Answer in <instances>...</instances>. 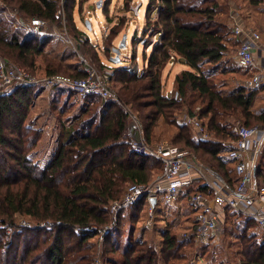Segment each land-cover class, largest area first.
Returning <instances> with one entry per match:
<instances>
[{
    "label": "trees",
    "instance_id": "1",
    "mask_svg": "<svg viewBox=\"0 0 264 264\" xmlns=\"http://www.w3.org/2000/svg\"><path fill=\"white\" fill-rule=\"evenodd\" d=\"M71 2L70 6V0L65 1L66 23L73 25L74 38L80 41L83 36L89 37V29L85 26L86 10H83L82 0ZM245 5L264 16V0H245ZM75 8L79 18L84 17L85 29L77 28L73 14ZM227 9L226 2L222 3V0H149L144 33L145 37L148 34L158 36L159 42L145 60L143 72L124 66L110 75V82L115 80L120 86L117 100H106L100 94L87 96V100H93L92 105L87 104L67 126L62 127L57 147L46 166L41 167L31 159V152L37 147L43 132L26 124L37 86L17 85L0 98V232H3L0 236V264H92L102 232L103 245L108 248L104 251L105 261H108V252H122L120 262L114 258L107 264H159V254L169 262L172 258L178 259L177 254L182 247L198 245L204 249L211 244L198 243L193 231H186L187 237L178 235L175 232L178 213V217L165 219V226L161 227L164 208L169 206L161 198L154 205L152 226L149 229L143 227L144 234L158 235L159 251L152 244L155 239L143 241L132 234L128 235L129 240L124 245L114 243L124 219H132L135 223L146 214V197L122 209L116 226L106 227L114 219L111 203L121 199L131 184L154 182L164 168L159 159L139 154L132 146L130 114L126 108L138 112L148 143L155 140L157 126L168 122L175 128L174 131L172 129V144L180 145L178 147L187 150L197 161L207 163L233 186L235 164L221 158L219 153L237 140L239 123L253 126L260 122L264 127V118L251 114L254 100L264 86L249 89L242 83L238 84L243 76L249 78L254 72L238 66L236 56L235 67H232L230 59L225 62L231 52V43L232 47H237L235 55L240 45L233 36L232 26L217 19ZM155 11L157 17L153 18ZM105 13L109 15L108 11ZM18 18L26 22L39 18L48 24L59 23L61 28L64 19L60 1L1 0L0 59L11 57L33 73L27 67H34L36 58L43 54V43L35 42L45 32L33 34L24 30V26L18 27ZM67 28L69 31L68 25ZM119 33L120 28L117 27L106 36L108 49L115 46ZM61 43L67 45L63 41ZM81 43H78V49H81ZM72 53L77 57L74 50ZM172 54L181 58L191 70L177 74L174 89L170 96H166L162 73ZM5 61L10 63L7 59ZM224 63L223 72L234 76L237 82L213 79L217 73L210 68H219ZM205 65L211 66L205 69ZM99 66L101 70L103 65ZM62 70L72 78L82 79L87 75L80 60L77 65L67 68L61 59L57 63L48 62V76L61 74ZM54 90L62 95L66 91L73 93L66 87L56 86ZM184 108L187 109L182 116L186 117L183 119L185 125H179L173 118L175 112ZM241 116L244 118L242 122L239 121ZM194 117L206 124L215 139L204 140L197 135L190 121ZM263 175L264 150L259 156L256 179L264 181ZM194 192L213 194L201 179L187 190V194ZM23 219H28L27 226L21 224ZM232 219V230L239 232L242 240L238 251L244 259L242 264H264V228L256 220L231 211L222 224L223 237L226 224ZM44 232L51 236L52 241L32 244V235ZM260 234L263 236L261 241ZM22 237H26L23 243L20 242Z\"/></svg>",
    "mask_w": 264,
    "mask_h": 264
},
{
    "label": "rangeland",
    "instance_id": "2",
    "mask_svg": "<svg viewBox=\"0 0 264 264\" xmlns=\"http://www.w3.org/2000/svg\"><path fill=\"white\" fill-rule=\"evenodd\" d=\"M60 1V10L62 15L67 16L66 12V6L65 1L66 0H59ZM70 0L69 5L71 6L73 2ZM149 0H82L83 3V10H94L98 8V14L97 16L92 15L93 17V30H88V36L90 39H92L93 45H91V42H87L86 39H84L85 43H81V46L79 48V52L84 58H87L92 65L95 67H101L99 64L103 65V68L99 71L104 73L103 70L107 67V73L109 75H112L113 72L118 67H132L136 69L135 71H142L145 67V60L148 58V56L153 52L155 46L159 42L158 36H151V34L146 35L144 33V27H146L147 24V6H148ZM221 1V0H220ZM232 3H236V10H240L242 14H246L247 17L251 15V11L253 10H243L240 9V3L239 0H231ZM102 2L101 7H99V3ZM228 6V0H222V3H225ZM68 5V7H69ZM239 5V6H238ZM243 7H245L244 3H242ZM246 8V7H245ZM228 10V9H227ZM105 11H108L109 15L105 13ZM78 9H74V16L75 21L77 22V26L79 29H85L84 28V17H81V19L78 16ZM229 12V11H228ZM227 11L221 12L217 19L220 23L225 24L230 23L229 19L226 16ZM254 15V14H253ZM153 18L157 17V11L153 13ZM19 19V20H18ZM17 19V25L18 27L24 26V30L27 31L28 29V22L25 20H20V18ZM20 21V22H19ZM63 26L69 27V33L72 37H74L75 33L72 31L73 25L67 24L66 21L63 22ZM26 26V27H25ZM16 27V26H15ZM120 28V33L115 41V46H112V49H108L106 46V36L110 34L111 30L114 28ZM62 28V27H61ZM59 23H53L49 24V27L43 33L40 35L38 40L35 43H43L42 47L44 49V52L42 55H39L36 60L34 67H27L34 72L31 73L36 75L39 79L45 77L48 67V62H58L60 59L63 60V66H72L77 65L78 61L80 60L83 63V60L81 57H79L78 53L76 52L77 57H74L72 51L74 48L67 45L62 44L60 37L57 36L55 33L57 31L59 32L61 30ZM77 29V28H76ZM44 36V37H42ZM124 36H127L126 41V47L119 50L120 53V61L116 62V52H114L115 49H118L120 46V43ZM231 36V35H230ZM229 36V37H230ZM232 37V36H231ZM34 43V45H35ZM237 48V47H236ZM235 47H232L231 43V52L226 58L225 62L230 59V63L233 64L232 67L236 66L235 61ZM98 50V52H97ZM75 51V50H74ZM58 59H57V58ZM10 61V64L16 65L19 67L24 66L22 63L16 62L11 57L8 58H1L0 61L4 60ZM18 64V65H17ZM84 64V63H83ZM211 65H205V69L209 68ZM26 66H24L25 68ZM74 67V66H73ZM226 67V63L222 66H216L210 68L213 72L217 73L213 79L220 82L223 80L228 79L227 81L234 82L238 81L234 76L231 74H227L223 72L224 68ZM74 69V68H72ZM65 70V67H64ZM60 71L62 75H69L67 71ZM184 70H191V67L188 66L181 58L178 59L176 64L174 66H171L170 63L165 66L162 73V81L164 84V94L166 96H170L169 90L173 91L174 88V81L180 72ZM139 72V71H138ZM141 73V72H140ZM66 76V75H65ZM117 78V75H116ZM247 79L246 76H243L242 80L238 81V84L243 83ZM223 83V82H221ZM231 84V83H230ZM110 85L112 89L117 91L119 90L120 86L118 83L114 80V82H110ZM119 87V88H118ZM53 89V88H52ZM50 88H46L42 86H37V88L34 90L32 95V105L29 110V118L26 124H31L34 128L40 129L43 133L41 140L39 141L37 147L33 150L31 159L34 163L38 164L39 166L43 167L46 166L47 162L51 158L52 154L54 153L57 144L58 139L60 136V133L62 131V127L64 125H68L69 121L72 120L76 115L80 114V111L87 106V104H91L93 100H87L86 97L77 95L76 93H71L70 91H66L65 94L62 95V93L58 90L52 91ZM89 102V103H88ZM200 104H197V107H199ZM134 111V110H133ZM132 111V112H133ZM187 109H183L182 111L175 112L173 120H175L179 125H185L183 122L186 120V117H182L186 114ZM136 115H139L138 112L134 111ZM183 112V113H182ZM182 113V114H181ZM184 119V120H183ZM243 117H240L239 121H243ZM188 121V120H187ZM142 125V124H141ZM253 125H259L262 126V123H254ZM172 125L168 122H162L157 126V129H155L154 134V141L151 142V144H162V143H168L169 145H173L171 142V137L173 135V131L175 130L174 127H171ZM212 139H215L213 136ZM180 145H177L175 147H178ZM180 148V147H178ZM181 149V148H180ZM185 150V149H184ZM177 211H180L179 215V225L175 227V232L178 233L181 237H184L183 234L187 233L186 231H193L194 229V216L192 217L189 215L188 211L185 214L188 215V219L181 216V208L173 207V206H167L164 208L163 218L162 222L160 223L161 227L164 228L165 222L164 220L175 216V213ZM118 215H114L115 221L118 222ZM177 216V215H176ZM175 216V217H176ZM178 217V216H177ZM113 219V220H114ZM28 222V219H26ZM233 223V219L230 220L226 225V234L225 237H223V233L221 234L223 228L221 227L219 235L216 237L214 242H211L208 247L201 249L198 245H192V246H185L180 248L178 252V259L172 258L169 260V262L165 261L163 255L159 254V264H242V260H244L241 255L238 254V251L241 247V239L239 238L240 233L239 232H233V228L231 224ZM22 224V223H21ZM116 222H114V225L108 226L109 229L112 228V226H116ZM25 226L24 224H22ZM28 225V223H27ZM26 225V226H27ZM143 227L145 226V219L142 217L141 220H136L135 223L132 221V219H124L121 224V232L120 235L115 237L114 243H122L124 245L128 240V235L132 234L134 238H141L143 241H151L152 238L155 239L154 243L157 251L160 250L161 244H159V237L156 234H153L151 232H148L144 234ZM107 228V227H106ZM105 228V229H106ZM147 228V227H146ZM149 229V228H148ZM232 230V231H231ZM251 231V230H250ZM3 232H0V236ZM10 233V229H9ZM104 235V234H103ZM26 238V237H25ZM24 237L20 239V242L26 241ZM32 244H35L37 241L40 243H44L46 240L52 241V238L47 233H41L37 235H32ZM263 239L262 234H260L259 241ZM104 236H101L98 239L95 253L93 254V263L92 264H107L110 259H119L118 262L121 261V253L120 254H111L108 252L107 257L108 261H105V255L104 251L108 249L106 246L103 245L104 243ZM197 243V242H196ZM199 243V242H198ZM197 243V244H198ZM204 245V244H202ZM91 254V252H89ZM181 255V256H180ZM184 258V259H180Z\"/></svg>",
    "mask_w": 264,
    "mask_h": 264
},
{
    "label": "built area",
    "instance_id": "3",
    "mask_svg": "<svg viewBox=\"0 0 264 264\" xmlns=\"http://www.w3.org/2000/svg\"><path fill=\"white\" fill-rule=\"evenodd\" d=\"M99 10L96 8L86 10L84 13L85 20L90 21L92 29V15L97 16ZM63 19L65 22V15H63ZM232 20L233 36L240 41L236 55L237 64L244 69H251L258 65L256 52L257 50H264V37L259 31L246 27L236 16H232ZM48 27L47 21L34 18L28 22L27 30L30 33L39 34L45 32ZM57 35L61 41L72 46L79 57L82 58L86 67V77L78 79L57 74L46 75L39 79L29 70L12 65L4 60L0 61V98L4 94L10 93L17 85H43V87L50 89L56 86L66 87L83 97L100 94L106 100H117V93L110 85V75L106 71L107 67L102 74L79 52L78 43L83 42L84 39L92 43V39L83 36L78 41L70 35L65 25L59 32L57 31ZM178 59L177 55L172 54L170 65L174 66ZM242 84L249 89H261L264 86L263 74L254 72ZM126 110L130 114L129 133L132 146L139 154H149L159 159L164 168L161 175L154 182L129 185L125 195L111 203L110 208L114 215H117L122 209L129 207L142 197H146L148 218L145 221V226L150 228L154 214L152 198L156 200L161 198L165 204L170 206L183 205L186 211H190L194 216L195 227L193 233L196 241L201 244H209L215 241L224 220L231 211L256 220L259 226L264 228V183H258L256 179L259 156L264 150V127L259 125L246 126L239 123L236 128L237 140L230 148H225L219 153L221 158L235 164V182L233 186H230L221 173L214 170L207 163L192 158L187 150L168 143L156 145L148 143L138 116L131 110L127 108ZM190 121L201 139L209 140L213 138L206 124L198 117H194ZM210 177L211 180H209ZM197 179L203 180L213 191V194L201 192L187 194V190L194 185ZM114 222L117 223V220L114 219L112 225H114ZM27 223L25 219L22 220V224L25 226ZM103 234L102 232V236ZM183 236L187 237V233H184Z\"/></svg>",
    "mask_w": 264,
    "mask_h": 264
},
{
    "label": "crops",
    "instance_id": "4",
    "mask_svg": "<svg viewBox=\"0 0 264 264\" xmlns=\"http://www.w3.org/2000/svg\"><path fill=\"white\" fill-rule=\"evenodd\" d=\"M238 2L240 3L239 4L240 6L238 5L240 7V9H243V10L249 9L250 11L253 10V11H251V15L249 17H247L246 14L245 15L242 14L240 12V10H236V8H235L236 3L234 5V3H232L231 0H228V10H227V13L228 14H226V16L229 19V22L230 23H227L226 22L225 24L231 27L233 25L232 16H236L239 19V21L242 24H244L246 27H249V28H252V29H254L256 31H259L263 35V37H264V16H263V14L256 12L254 9H252L250 7H247L245 5V0H239ZM242 3H244V5H245L246 8L243 7ZM256 58H257L256 61H258V65L252 67L250 69V71L251 72H260V73L263 74V77H264V50H257V52H256ZM173 85H174V83H173ZM169 92H171V90H169ZM251 114L253 116H255V117H262V118H264V87L262 88V90H260V92L257 94V96H256V98L254 100V105H253V107L251 109ZM52 156H53V154H52ZM52 156L49 159V161L47 162V164L52 159ZM258 166H259V161H258ZM260 167H261V163H260ZM261 177H264V175L261 176ZM209 180H211V177L209 178ZM261 182L264 183L263 180ZM261 182L258 181V183H261ZM153 207H155V206L153 205ZM173 207H177V208L180 207L181 208V216L184 218L183 220L185 221V218L188 219V215L187 216L185 215L187 213V211H186V209H185V207L183 205L173 206ZM145 212H146V214L143 217H144V219L146 221V219L148 218L147 210H145ZM177 213H178V215H180V211H177ZM177 213H175V215ZM188 213L192 217V214L190 213V211H188ZM177 224L179 225L178 222H177Z\"/></svg>",
    "mask_w": 264,
    "mask_h": 264
},
{
    "label": "water",
    "instance_id": "5",
    "mask_svg": "<svg viewBox=\"0 0 264 264\" xmlns=\"http://www.w3.org/2000/svg\"><path fill=\"white\" fill-rule=\"evenodd\" d=\"M101 5H102V2L99 3V7H101ZM85 26L89 30L92 29V25H91L90 21H88V20L85 22ZM126 41H127V36H124L123 39H122V41H121V43H120L119 48L114 50V52H116V56H117L116 59H115L116 62H119L120 61V53H119V50L126 47ZM151 201H152V204L153 205L156 204V199L155 198H152Z\"/></svg>",
    "mask_w": 264,
    "mask_h": 264
}]
</instances>
